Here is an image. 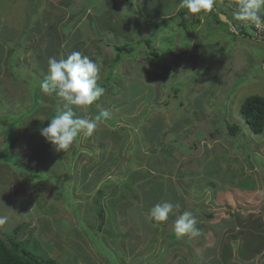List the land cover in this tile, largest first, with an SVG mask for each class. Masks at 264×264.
<instances>
[{
    "label": "rangeland",
    "instance_id": "374dc122",
    "mask_svg": "<svg viewBox=\"0 0 264 264\" xmlns=\"http://www.w3.org/2000/svg\"><path fill=\"white\" fill-rule=\"evenodd\" d=\"M89 1L0 0V119L9 117L0 140L12 142L0 160L10 174L0 181V200L13 192L0 201V215L11 218H0V238L16 236L22 244L30 238V250L58 264H177L175 258L188 254L174 243L196 258L198 248L206 247L201 221L219 223L233 213L243 218L264 207V133L254 134L241 113L248 96L264 97V51L251 49V24L232 15L241 0H215L211 12H188L187 30L178 16L159 36L152 35L156 15L176 17L181 0H144L147 14L140 0H95L91 6ZM78 38L77 49L71 40ZM143 38L151 45H141ZM125 42L140 45L114 64V47ZM72 51L99 63L98 85L106 89L77 115L92 118L94 109L108 110L112 121L102 119L91 137L81 134L57 152L40 131L63 101L39 85L48 74V58H67ZM9 57L15 59L10 63ZM228 125L240 131L231 136ZM148 186L157 195L132 198L130 192L146 194ZM165 201L179 208L166 221H155L150 209ZM185 211L196 218L195 237L173 231ZM129 244L135 251L124 250Z\"/></svg>",
    "mask_w": 264,
    "mask_h": 264
},
{
    "label": "clouds",
    "instance_id": "9594fccd",
    "mask_svg": "<svg viewBox=\"0 0 264 264\" xmlns=\"http://www.w3.org/2000/svg\"><path fill=\"white\" fill-rule=\"evenodd\" d=\"M214 4L215 0H181L178 7L186 8L191 14H200L211 12ZM261 11H264V0H241L232 15L236 21L251 24L254 32V25L264 27ZM255 39L262 42L264 37L255 36ZM47 63L48 74L39 86L46 94L55 93L63 101V108L48 120V126L42 128L40 134L57 152H65L79 135L91 137L101 120L110 116L108 110L92 118L77 115L78 109L93 105L105 92L98 85L101 66L81 51H72L67 58L49 57ZM174 208H179V204L167 201L157 203L150 209L149 215L155 221H166ZM196 223L194 215L185 211L175 220L173 231L177 237H195L199 235Z\"/></svg>",
    "mask_w": 264,
    "mask_h": 264
},
{
    "label": "crops",
    "instance_id": "0c3cea01",
    "mask_svg": "<svg viewBox=\"0 0 264 264\" xmlns=\"http://www.w3.org/2000/svg\"><path fill=\"white\" fill-rule=\"evenodd\" d=\"M98 1H100V0H98ZM140 1H141L140 5L143 7H146V14H147L148 13V8H147L148 7L147 6L148 1H144V0H140ZM94 2H95V0H94ZM120 2H122V1L120 0ZM123 2H124V0H123ZM121 7H122V5L119 4V8H118L119 11H120ZM158 7H159V3H157L154 6V8L156 9V11H155L156 13H158L157 12ZM171 13H173V12H171ZM219 13H223V11L219 10ZM171 15H173V14H161V15L158 14V15H156V18H155L156 22L154 24L153 29L155 30V25L157 23H159V21H161L162 19H165ZM1 20L5 24V19L3 17ZM28 24H29V22H28ZM180 24L181 23H179L178 25H180ZM5 26H10V25H5ZM161 29H164L163 32L160 31ZM184 29L187 30V28H184ZM166 32H168V27L162 26V28H160L159 30H155L154 33H152V35L158 33V36H159L160 34H163ZM248 40H249V38H248ZM250 40L248 42H250L249 45H251L250 46L251 49H254V47L257 46V49H256L257 51L259 50L260 53H261V51H264V42H259V41H256L254 39H250ZM245 41H247L246 38H245ZM256 57H259V56H256ZM14 118H17V116L14 117V115H12V117L10 118V120L12 121V124H15V122L13 120ZM23 120L24 119L21 120V123L23 122ZM5 124H7V122L4 119H0V136H1L0 139H2V132L6 131V129L8 127ZM12 126H9V127L12 128ZM236 133L232 134L230 132V135L234 136V135H236ZM214 135L217 136V134H215V133H214ZM1 143H3V142H1V140H0V144ZM4 143H6L7 145L6 146L2 145L1 147H4L6 149L9 142L8 143L4 142ZM9 144L11 146V143H9ZM253 148H254V146H253ZM183 157H185V156H183ZM131 164H134V163H131ZM185 164L188 165L187 163L183 162V165H185ZM9 175L10 174L7 172V166L5 167V165H3V163H1V161H0V181L5 177L8 178ZM168 187L171 188L170 185ZM148 188H149V190L147 193L150 192L149 194H147V193L145 194V192L141 191V190H139L138 192H135V189H134L132 192H130L132 194V198L135 197L134 194H136L137 199H138V196L157 195V192H153V190H155V189H152V186H148ZM10 191H11V189L8 191V193L6 195L3 194V199L0 201L6 202L7 198H8L7 196H9V195L13 196V192L11 193ZM169 191L171 192V189ZM21 199L22 198H19L17 201L20 202ZM14 200L16 201V199H14ZM5 205H7V204H5ZM7 206L9 207V205H7ZM12 206H11V208H12ZM11 208H9V209H11ZM9 209L7 208L8 211H10ZM263 210H264V207L259 212V213H261V215H259V213H253V214L247 215L243 218H241V215L236 216L235 218H238L237 220H235L234 217L231 216V218L228 217L225 220L223 219L219 223H206L204 220L201 221V224H203V225L201 226V224H200V227H198V229L199 228H205V230L208 231L206 233V236L204 239L205 240L204 244L206 247L203 250H201V248H198L201 252L195 258L194 253L190 254V251L188 253L187 247H184V246L182 247L179 245V243H174L177 246H179L180 248H182L184 251H186L188 254V257L185 254H182V257L185 260L181 259L180 257L175 258L176 263L181 264V262H182L181 260H183L182 264H187L188 262H189V264H240V263L241 264H252V263L264 264V212H261ZM0 218L3 220H6L5 218L11 219L8 217L7 214L0 215ZM239 218L242 221L240 224H237L239 221ZM243 219H245V221ZM241 228H242V230L240 231ZM2 231H3V229L0 227V233ZM242 233L246 234L247 248L243 247L242 239L244 240V237L241 235ZM228 234H230V235H228ZM129 246H131V248L135 251V249H136L135 246L131 245V244L124 246V250L127 247L129 248ZM232 248H233V252H232ZM202 251H205V252L203 253L204 259L201 260ZM260 254H261L262 259L257 261L258 255H260ZM191 255L194 256L195 259L191 258ZM129 256L130 255H128V257ZM206 256H207V258H206ZM233 256H235V257L233 258ZM191 260H193V261L191 262ZM236 260L240 261V263L236 262ZM186 261H188V262L186 263Z\"/></svg>",
    "mask_w": 264,
    "mask_h": 264
},
{
    "label": "trees",
    "instance_id": "16d2710c",
    "mask_svg": "<svg viewBox=\"0 0 264 264\" xmlns=\"http://www.w3.org/2000/svg\"><path fill=\"white\" fill-rule=\"evenodd\" d=\"M130 0H124V2H129ZM94 4V0H90L89 1V5H93ZM236 4L238 5L239 3L236 2ZM219 13V12H218ZM218 13L216 15H218ZM188 15V10L186 8H183L180 12L179 15H177L176 17H167L165 19H162L161 21H159V23H157L155 25V30H159L160 28H162V26H167L171 21L174 22L176 20V18L178 16H181L182 18ZM262 14L260 13V16ZM185 28H187V20L185 18H183L182 23H181ZM180 24V25H181ZM237 31H239L240 34H242L244 37H248L247 36V32L242 30L243 32H241V30L236 29ZM241 35V36H242ZM256 40L255 38H251ZM80 39H77V42L75 40H71L72 43H75V47L78 49V47H80L79 44ZM145 42L147 46H150V42L148 39H143L140 44L142 45V42ZM262 42L264 40H261ZM139 44V45H140ZM138 43L136 44H132V43H127L125 42L122 45H115L114 49L117 52L116 57L114 58V64H119L123 61V58L125 55H131L133 54L137 48H139ZM75 48V49H76ZM155 55L157 56L158 53L155 52ZM11 59H15V57H9V62L11 61ZM11 63V62H10ZM116 66V65H115ZM112 66V67H115ZM114 70L111 71L110 74V78L107 79V82L112 80V75H114ZM112 76V77H111ZM106 86V85H105ZM106 90V89H105ZM37 95H40L41 91L40 90H36L35 92ZM105 94V92H104ZM103 94V96H105ZM94 105V104H93ZM101 111H99L98 109H94V112H92V114H94L95 116H97L96 114H100ZM241 113L242 115L246 118L247 123L249 124L251 130L253 131L254 134L256 135H260L262 133H264V97L257 95V94H252L250 96H248L243 103L241 104ZM4 119L9 118L8 114H5V116L3 117ZM11 118V117H10ZM22 118V117H21ZM18 118V121H21L22 119ZM111 122L112 120H108L106 119V122ZM18 123V122H17ZM16 125V123H15ZM228 129L229 131L234 134L237 131H240L239 126L237 125H228ZM7 131H4V133H6ZM4 142H9L8 139H5ZM8 143L9 148H7L6 150H4V152L1 150L0 151V159H3V154L7 153L8 151H11V147H12V142H11V146ZM6 143H3V146H6ZM3 147H0V149ZM21 162V156L20 154H16L15 155V160L14 163L18 164ZM20 171H28L27 168H24L23 166H20ZM103 190V189H102ZM104 199V195L103 192L97 196V202L98 204L102 202V200ZM101 207H98L96 211L100 210ZM233 217H236V214H230ZM104 215L102 217V222L100 225H98L97 230L100 232L102 231V226L105 223V219H104ZM245 221V219H243ZM19 231L18 228L14 229L15 234H17ZM171 234H169L167 237L169 238ZM15 236V235H14ZM7 238L6 240L4 238ZM170 239V238H169ZM31 239L27 238L25 243L22 244L20 241H18L15 238H11L10 235L5 234L3 238H0V264H58L57 261H55L52 258L49 257H40L38 255V252L36 249L30 250L28 248V244L30 243ZM173 244V243H170ZM171 246V245H169ZM158 262V261H157ZM157 262H155L154 264H158ZM153 264V263H152Z\"/></svg>",
    "mask_w": 264,
    "mask_h": 264
},
{
    "label": "built area",
    "instance_id": "2783aa9c",
    "mask_svg": "<svg viewBox=\"0 0 264 264\" xmlns=\"http://www.w3.org/2000/svg\"><path fill=\"white\" fill-rule=\"evenodd\" d=\"M261 21L263 23V20L261 18ZM254 34L256 37L258 38H263L264 37V27H257L256 25H254Z\"/></svg>",
    "mask_w": 264,
    "mask_h": 264
},
{
    "label": "water",
    "instance_id": "95a60500",
    "mask_svg": "<svg viewBox=\"0 0 264 264\" xmlns=\"http://www.w3.org/2000/svg\"><path fill=\"white\" fill-rule=\"evenodd\" d=\"M222 17L226 20V16L223 15Z\"/></svg>",
    "mask_w": 264,
    "mask_h": 264
}]
</instances>
